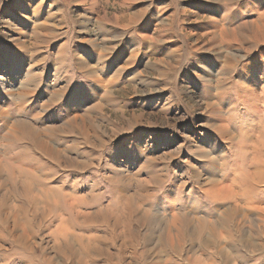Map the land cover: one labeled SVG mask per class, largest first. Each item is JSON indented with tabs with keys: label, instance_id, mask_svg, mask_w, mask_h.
<instances>
[{
	"label": "rangeland",
	"instance_id": "obj_1",
	"mask_svg": "<svg viewBox=\"0 0 264 264\" xmlns=\"http://www.w3.org/2000/svg\"><path fill=\"white\" fill-rule=\"evenodd\" d=\"M0 264H264V0H0Z\"/></svg>",
	"mask_w": 264,
	"mask_h": 264
},
{
	"label": "bare ground",
	"instance_id": "obj_2",
	"mask_svg": "<svg viewBox=\"0 0 264 264\" xmlns=\"http://www.w3.org/2000/svg\"><path fill=\"white\" fill-rule=\"evenodd\" d=\"M217 184H218V183H217ZM213 192H215L214 194H218L219 189H217V191H216V190H208V191L206 192V194H207V195H212ZM215 197L218 198V199L220 198V196H215ZM218 199H217V200H218ZM221 199H223V197H221ZM219 201H220V200H219ZM223 212H224V211H223ZM226 213H227V212H226ZM228 215H229V214H228ZM225 216H226V215H225ZM175 218H176V217L174 216V217L172 218V220L175 221V220H176ZM122 224H123V223H122ZM212 229H213V228H212ZM168 230H169V229H168ZM168 230H167V231H168ZM90 243H91L90 241H88V242L86 243V244H87V247H88V245H89ZM84 247H85V246H84ZM85 248H86V247H85ZM219 250H220V249H219Z\"/></svg>",
	"mask_w": 264,
	"mask_h": 264
}]
</instances>
